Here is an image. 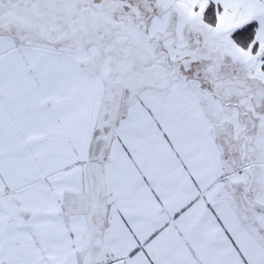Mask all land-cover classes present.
I'll return each instance as SVG.
<instances>
[{
	"label": "snow or ice",
	"instance_id": "snow-or-ice-1",
	"mask_svg": "<svg viewBox=\"0 0 264 264\" xmlns=\"http://www.w3.org/2000/svg\"><path fill=\"white\" fill-rule=\"evenodd\" d=\"M0 264H264V0H0Z\"/></svg>",
	"mask_w": 264,
	"mask_h": 264
}]
</instances>
